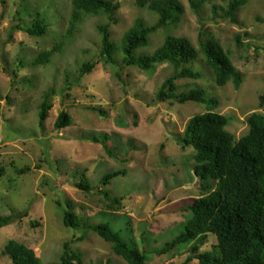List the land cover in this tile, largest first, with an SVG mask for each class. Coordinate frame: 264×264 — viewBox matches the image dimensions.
<instances>
[{"label": "rangeland", "instance_id": "374dc122", "mask_svg": "<svg viewBox=\"0 0 264 264\" xmlns=\"http://www.w3.org/2000/svg\"><path fill=\"white\" fill-rule=\"evenodd\" d=\"M116 1L120 9L118 24L111 23L114 42L120 43L138 20L156 23V16L138 0ZM178 1L185 14L172 34L188 38L198 50L202 42L218 43L243 77L240 88L233 81L217 86L201 59L192 67L202 73V80L183 79L177 85L178 92L200 88L206 103L155 101L173 68L162 64L146 72L122 64L120 56L115 57L118 65L107 63L97 30L109 22L105 17L85 19L62 54L49 65L34 66L35 57L53 49L56 38L67 32L73 0H0V218L17 214L12 225L0 230V254L14 240L33 249L42 264L58 263L65 245L81 254L84 264H127L97 235L64 225L72 204L78 216L94 223L103 220L102 214H115L119 219L109 223L128 243L131 234L126 228L132 230L137 247L149 253L147 264H199L197 259L189 261L190 247L161 253L182 234L193 200L206 194L194 174L195 150L182 148L179 138L191 118L210 111L230 119L227 130L238 141L249 133V117L264 115V0H248L237 10L236 22L225 15L231 0L208 1L198 11L190 0ZM23 7H46L47 36L12 33ZM54 15L63 20L55 21ZM167 33L159 31L138 52L154 53ZM20 59L26 63L23 68ZM86 63L96 67L80 78L79 69ZM50 90L52 109L42 124L41 104ZM62 112L72 117V125L59 131L55 124ZM26 168L30 171L20 175ZM116 171L125 174L98 190L102 178ZM83 178L94 188L91 193L79 187ZM101 192L123 200L110 209L111 202ZM216 245L210 235L200 252H211ZM0 264L13 262L0 255Z\"/></svg>", "mask_w": 264, "mask_h": 264}, {"label": "trees", "instance_id": "16d2710c", "mask_svg": "<svg viewBox=\"0 0 264 264\" xmlns=\"http://www.w3.org/2000/svg\"><path fill=\"white\" fill-rule=\"evenodd\" d=\"M208 1L215 0H190L192 8L196 11ZM247 1L231 0L225 13L226 17L236 22L237 10ZM138 3L156 16L157 21L154 25L143 20L136 21L118 43L113 41L111 32V23L116 25L119 22L116 13L120 9V4L116 0H73V11L67 32L56 38L53 49L35 57L34 66L49 65L55 56L62 54L67 42L79 32L85 19L105 17L109 22L98 25L97 30L102 37L101 54L107 63L118 65L115 57L120 56L122 64L128 67L136 66L146 72L162 64H168L173 68L174 74L164 82L156 94L155 101H176L182 105L188 102L206 103L204 91L200 88L191 89L189 92H178L177 85V81L183 79L202 80V73L192 67L197 61L200 64L201 59L215 77L217 86L224 87L233 81L236 88H240L243 77L232 65L228 53L218 43L210 40L202 42L198 50L188 38L172 34V29L177 27L185 14L184 6L180 1L138 0ZM218 9L217 6H213L214 11ZM17 16L19 24L12 29V33L22 31L34 38L48 35L50 16L46 13V7H37L34 11L23 7ZM53 19L58 22L63 20L55 15ZM161 30L168 32L162 45L152 54L139 53L138 50L148 47L152 42L151 38ZM19 65L21 68L25 67V60L20 59ZM95 67L96 63L84 64L79 69V77L91 73ZM53 94L54 90L46 93L41 104L42 124L46 122L52 109ZM3 100L0 95V101ZM261 101L263 105L264 96ZM211 103L217 102L211 99ZM99 112L105 116L102 110ZM248 121L249 133L238 141L227 130L230 119L224 115L209 111L194 116L187 123L179 138V144L184 149L194 148V174L202 182L206 194L193 200L188 208L190 216L182 224V234L174 238L171 243H166L161 253H168L177 247L180 249L190 247L193 256L189 261L197 259L199 264H264V115L254 113ZM71 125L72 117L67 112H62L56 120L55 127L60 131ZM107 136L105 134V137ZM94 141L99 143L98 137H95ZM104 146L106 151L110 152L109 148ZM111 156L115 157L112 153ZM27 171H30V168L18 172L24 175ZM2 173L3 170L0 169V175ZM124 174L123 171H116L104 176L97 189L101 190L102 186H108L113 179ZM79 187L88 193L94 190L87 178H83ZM101 193L111 202L108 206L110 209L123 200L112 198L106 192ZM16 215L1 217L0 230L12 225ZM100 216L103 220L94 223L95 219L89 220L78 216L74 212V206L68 204L63 222L67 228L97 235L110 244L114 254L127 264H147L149 253L140 251L137 247L132 237V230L126 228L131 234L128 243L109 223L112 218L119 219L115 214ZM123 221L130 226L128 218L124 217ZM210 235L216 237L217 245L211 252H200ZM0 255L8 256L13 264H42L33 249L14 240L7 243ZM56 264H84V262L81 254L74 252L69 245H65L60 261Z\"/></svg>", "mask_w": 264, "mask_h": 264}]
</instances>
